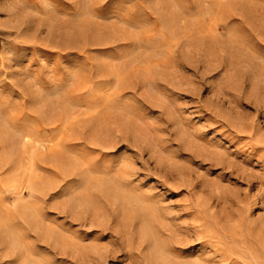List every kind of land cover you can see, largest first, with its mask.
<instances>
[{"label":"rangeland","instance_id":"1","mask_svg":"<svg viewBox=\"0 0 264 264\" xmlns=\"http://www.w3.org/2000/svg\"><path fill=\"white\" fill-rule=\"evenodd\" d=\"M0 264H264V0H0Z\"/></svg>","mask_w":264,"mask_h":264},{"label":"bare ground","instance_id":"2","mask_svg":"<svg viewBox=\"0 0 264 264\" xmlns=\"http://www.w3.org/2000/svg\"><path fill=\"white\" fill-rule=\"evenodd\" d=\"M241 49V48H240ZM75 108V107H74ZM77 108V107H76ZM21 138V137H20ZM21 151V150H20ZM35 153V152H34ZM38 158V157H37Z\"/></svg>","mask_w":264,"mask_h":264},{"label":"snow or ice","instance_id":"3","mask_svg":"<svg viewBox=\"0 0 264 264\" xmlns=\"http://www.w3.org/2000/svg\"><path fill=\"white\" fill-rule=\"evenodd\" d=\"M149 182H151V181H149ZM145 186H147V185H145Z\"/></svg>","mask_w":264,"mask_h":264}]
</instances>
